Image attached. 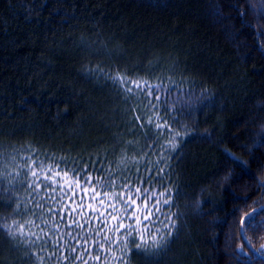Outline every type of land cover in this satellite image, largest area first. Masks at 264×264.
Returning a JSON list of instances; mask_svg holds the SVG:
<instances>
[{"label":"trees","instance_id":"trees-1","mask_svg":"<svg viewBox=\"0 0 264 264\" xmlns=\"http://www.w3.org/2000/svg\"><path fill=\"white\" fill-rule=\"evenodd\" d=\"M118 75L159 84L158 111L126 97L110 79ZM157 114L179 133L174 140L146 123ZM37 157L83 168L93 185L163 169L153 183L171 190L162 211L175 226L168 236L155 225L166 238L156 256L131 241L126 255L113 248L126 264H264V214L246 233L239 223L264 205V0H0V224L15 220L37 236L55 225L66 239L103 228L85 221L103 211L105 189L94 201L83 172L81 188L56 208L63 221L46 214L54 202L42 213L50 223L37 220L25 175ZM16 203L27 215L15 214ZM53 252L0 229V264H80Z\"/></svg>","mask_w":264,"mask_h":264},{"label":"snow or ice","instance_id":"snow-or-ice-1","mask_svg":"<svg viewBox=\"0 0 264 264\" xmlns=\"http://www.w3.org/2000/svg\"><path fill=\"white\" fill-rule=\"evenodd\" d=\"M110 79L120 85V90L126 97H134L143 107L157 109L158 111L160 104L159 93L163 90L159 84L153 85L147 80L139 78L132 80L119 75L110 77ZM153 93H156L154 98ZM140 97H144V100H140ZM167 103L165 101L166 105ZM165 111H170V109L166 107ZM135 119L139 121L140 116H135ZM161 120L162 118L157 114L154 119L148 118L146 123L152 125L155 129L161 130V134L167 128L169 135H172L174 140L179 133H173L171 125L166 120L163 122ZM174 147V144L169 145V148ZM50 159L53 160L51 164H47L44 160L39 159V157L34 160L25 161L27 167L25 175L31 177V182L27 185V188L30 190L32 198L35 201L32 214L36 215L37 220H40L42 224L47 226L50 221L43 219L42 213H44L50 202H54L55 207H47L46 214L61 216V220L63 221L64 217L60 212L56 211V208L63 209L65 205L62 201L65 199L66 194L73 193L75 190L81 188L80 173L83 172V191L87 194L88 187L91 186L92 199L94 201L101 197V192L96 191V187L99 186L105 189L103 198L98 201L103 211H100L99 217H97V210L94 209L92 216L87 217L85 221L86 223H90L92 220L98 218L103 228L90 227L86 234L77 232L75 236L69 231L67 233L68 239H66L64 234L59 232L58 226L54 225L50 233L40 229L42 235L37 236L34 232H25V224L13 220L12 224H0V229H3L10 238L15 240L17 237H20L33 244H37L38 241L43 239L45 244H52L54 249L53 255L56 252L61 253L57 257L61 262L71 257V261L73 262L79 261L80 264H88L90 259L100 261L103 256L104 264H108L110 258L117 261V264H126L123 255L120 257L115 256L113 248L121 250L126 255L131 251L128 248L130 241L135 249H137L138 254L143 251L146 257L158 255V252L154 250L161 249L166 243V238L162 229L155 227V225L160 221L163 224V228L168 230V236H171V229L175 226L171 215H167L162 211L164 205L171 206L172 204L171 190L165 189L159 192L156 190V183H160L159 180H156V177L162 173L163 169L158 167L155 173L149 172L146 177L137 179L135 183L128 176H125L120 184H117L115 180H109L102 184L100 179L97 178L96 185H93L92 177L85 169L81 168L78 171L77 169L69 168L65 170V168H61L59 164L55 163V157H51ZM9 175L12 174L10 173ZM154 180H156V183H153ZM41 187H43V193H41ZM117 188L119 189L118 191L116 190ZM108 189L112 191L109 192ZM57 197H59V200H57ZM14 212L16 215H27L26 208L24 212H21L20 203H16ZM262 214H264V208L256 210L255 213L246 214L239 221L240 231L246 233L248 228H254L257 217ZM81 215H83V212H81ZM162 215H164L168 223L160 220ZM245 219L248 222L247 226L244 223ZM26 223L29 228H40L39 224L30 219ZM261 226H264V222L261 223ZM75 227L82 229L83 225L79 221H76ZM93 232L95 233V239L92 238ZM146 234L148 239H145ZM53 236H56L55 240L52 239ZM244 239L250 243L246 234ZM72 240H76L75 245L71 243ZM80 240H83V245H80ZM240 247L243 249L244 244L242 243ZM260 247L264 249V244H261ZM65 249H67L68 256L63 255ZM78 249H81V251L78 252ZM91 249H95L98 253L95 257L92 256ZM85 253H87V256L84 255ZM38 259H42V257H38Z\"/></svg>","mask_w":264,"mask_h":264},{"label":"water","instance_id":"water-1","mask_svg":"<svg viewBox=\"0 0 264 264\" xmlns=\"http://www.w3.org/2000/svg\"><path fill=\"white\" fill-rule=\"evenodd\" d=\"M262 208H264V205L262 206V207H260V208H256V209H254L253 211H251L250 213H255V211L256 210H259V209H262ZM246 219L244 220V223H246ZM258 253V252H257ZM262 258L264 259V255H262Z\"/></svg>","mask_w":264,"mask_h":264}]
</instances>
